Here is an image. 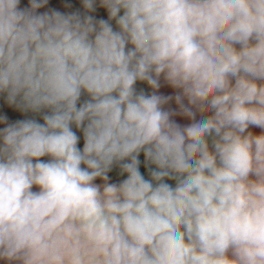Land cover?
Masks as SVG:
<instances>
[{
	"label": "clouds",
	"instance_id": "9594fccd",
	"mask_svg": "<svg viewBox=\"0 0 264 264\" xmlns=\"http://www.w3.org/2000/svg\"><path fill=\"white\" fill-rule=\"evenodd\" d=\"M59 2L0 0V262L264 264V0Z\"/></svg>",
	"mask_w": 264,
	"mask_h": 264
},
{
	"label": "crops",
	"instance_id": "0c3cea01",
	"mask_svg": "<svg viewBox=\"0 0 264 264\" xmlns=\"http://www.w3.org/2000/svg\"><path fill=\"white\" fill-rule=\"evenodd\" d=\"M73 3L75 5V7H79L78 0H73ZM26 4H27V0H22V6H25ZM49 6L57 7L61 11L64 10L63 7H62V5H61V3L59 2V0H50V5ZM42 11H43V9H42ZM97 15H98V18L100 16H103L104 18H106V13H104L102 10H100L97 13ZM138 87H144V86L143 85H138ZM161 91L162 92H165V93H170L171 92V89L163 88V89H161ZM0 112L7 114L9 116L10 120H16V119H22L23 118V116L20 113L15 112L12 109H9L7 107V105L3 103L2 100H0ZM180 122L183 123L185 121H180ZM255 131L259 132V129H256ZM82 143L83 142L81 140V144H80L81 147H82ZM141 159H143L142 156H141ZM141 171L142 172L145 171L144 168H143V166H141ZM110 175L112 176V178H113L114 181H116L118 179H122V177H118V175L115 172L111 173ZM0 264H2V262H0Z\"/></svg>",
	"mask_w": 264,
	"mask_h": 264
}]
</instances>
